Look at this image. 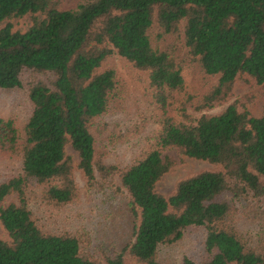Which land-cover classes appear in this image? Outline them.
I'll return each mask as SVG.
<instances>
[{
  "label": "trees",
  "instance_id": "obj_1",
  "mask_svg": "<svg viewBox=\"0 0 264 264\" xmlns=\"http://www.w3.org/2000/svg\"><path fill=\"white\" fill-rule=\"evenodd\" d=\"M74 1L63 8L58 0H0V24L8 21L0 28V91L24 92L31 104L21 127L0 118V149L18 161L0 179V226L9 237L0 239V264H164L160 249L192 230L203 235L205 256L181 264H264V234L248 240L241 228L247 220L264 225V105L260 117L236 102L209 114L231 100L238 77L264 86V0ZM25 15L31 26L13 32L9 21ZM154 27L181 47L153 44ZM114 56L145 76L158 110L152 141L122 169L97 159L91 132L118 104L117 74L106 67ZM189 68L215 79L196 99L182 94ZM183 158L213 169L159 194L156 184ZM75 169L88 189L116 188L132 217L128 243L102 260L76 236L45 230L31 207L73 204Z\"/></svg>",
  "mask_w": 264,
  "mask_h": 264
},
{
  "label": "rangeland",
  "instance_id": "obj_2",
  "mask_svg": "<svg viewBox=\"0 0 264 264\" xmlns=\"http://www.w3.org/2000/svg\"><path fill=\"white\" fill-rule=\"evenodd\" d=\"M58 1L63 8H72L75 4L74 0ZM36 17L42 18L40 15ZM7 22H2L0 28ZM9 23L13 32L23 33L31 26L32 16L14 18ZM161 34L162 32L157 27L150 31L153 44L162 47L176 44L177 48L181 47V41L176 42L165 36L161 37ZM106 67H112L116 71L120 97L115 109L94 121L91 125V132L95 139L97 159L108 166L122 169L131 165L142 145L152 141L158 129V125L154 122L158 110L155 105L151 104L152 92L147 89V81L142 73L135 71L128 62L118 56L112 57ZM184 79L185 87L182 94L185 99L187 95L196 99L215 82V79L205 77L193 68L186 69ZM233 102L237 103L239 112L247 110L252 116L260 117L264 105V86L257 85L248 76L238 77L231 100L211 110L209 114L218 113ZM30 112L31 104L24 92L0 91V118L12 120L21 127ZM144 121L147 123L138 131L139 129L135 126ZM66 153L77 164L78 158L69 146L66 147ZM167 155L176 158L173 151L167 152ZM17 162L0 149V179L12 175L18 165ZM208 169H213V167L206 162L183 158L179 165L159 180L156 184V191L163 196H168L173 192L179 180ZM74 178L79 189V197L73 204L62 210L53 211L42 205L39 206V202L33 200L31 207L45 230L54 233L65 232L76 236L84 252L102 260L104 256L123 249L128 243L132 236V217L122 194L118 193L116 188L109 187V185H97L94 189H88L80 172L76 169ZM261 180L264 182V178ZM12 201H15L14 196H10L6 203ZM241 228L248 234V238L250 237L248 240L256 241V232L264 234V225H257L256 222L250 220L243 223ZM0 239L9 242V237L1 226ZM203 242V235L200 231H188L183 240L176 245L161 248L158 258L164 264H181L185 257L193 261H201L205 256ZM130 264L136 263L131 262Z\"/></svg>",
  "mask_w": 264,
  "mask_h": 264
}]
</instances>
